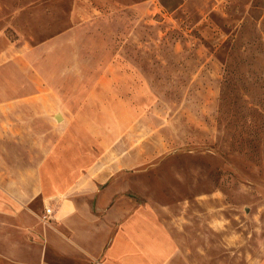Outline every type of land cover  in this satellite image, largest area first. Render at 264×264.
<instances>
[{
	"label": "rangeland",
	"instance_id": "374dc122",
	"mask_svg": "<svg viewBox=\"0 0 264 264\" xmlns=\"http://www.w3.org/2000/svg\"><path fill=\"white\" fill-rule=\"evenodd\" d=\"M101 108L125 115L73 116ZM31 109L130 164L117 188L166 234L153 264L264 257V0H0V174L6 112Z\"/></svg>",
	"mask_w": 264,
	"mask_h": 264
},
{
	"label": "crops",
	"instance_id": "0c3cea01",
	"mask_svg": "<svg viewBox=\"0 0 264 264\" xmlns=\"http://www.w3.org/2000/svg\"><path fill=\"white\" fill-rule=\"evenodd\" d=\"M105 110L73 116L125 115L123 109ZM6 113L19 118L9 125L19 135L4 138L10 145L2 154L7 164L0 174V264H65L66 259L69 264H153L156 243L166 234L134 193L117 188L119 173L130 164L93 156L85 120L54 126L50 118L33 125L29 116L48 117L50 112ZM45 127H62L61 141L29 149L28 133H36L35 145H43ZM46 207L52 208L48 222L42 219ZM257 264H264V257Z\"/></svg>",
	"mask_w": 264,
	"mask_h": 264
},
{
	"label": "built area",
	"instance_id": "2783aa9c",
	"mask_svg": "<svg viewBox=\"0 0 264 264\" xmlns=\"http://www.w3.org/2000/svg\"><path fill=\"white\" fill-rule=\"evenodd\" d=\"M51 218H52V208L51 207H46L45 213L42 215V219L45 222H48V221L51 220Z\"/></svg>",
	"mask_w": 264,
	"mask_h": 264
},
{
	"label": "water",
	"instance_id": "95a60500",
	"mask_svg": "<svg viewBox=\"0 0 264 264\" xmlns=\"http://www.w3.org/2000/svg\"><path fill=\"white\" fill-rule=\"evenodd\" d=\"M56 118L61 121L63 119V116L61 114H56Z\"/></svg>",
	"mask_w": 264,
	"mask_h": 264
}]
</instances>
